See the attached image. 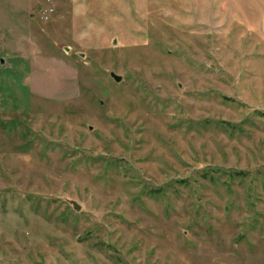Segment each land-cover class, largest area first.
<instances>
[{
  "label": "rangeland",
  "instance_id": "rangeland-1",
  "mask_svg": "<svg viewBox=\"0 0 264 264\" xmlns=\"http://www.w3.org/2000/svg\"><path fill=\"white\" fill-rule=\"evenodd\" d=\"M0 264H264V0H0Z\"/></svg>",
  "mask_w": 264,
  "mask_h": 264
},
{
  "label": "water",
  "instance_id": "water-1",
  "mask_svg": "<svg viewBox=\"0 0 264 264\" xmlns=\"http://www.w3.org/2000/svg\"><path fill=\"white\" fill-rule=\"evenodd\" d=\"M111 76H112L114 79H116V80H119V79H120L119 75H116V74H114L113 72H111Z\"/></svg>",
  "mask_w": 264,
  "mask_h": 264
}]
</instances>
